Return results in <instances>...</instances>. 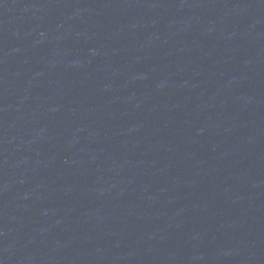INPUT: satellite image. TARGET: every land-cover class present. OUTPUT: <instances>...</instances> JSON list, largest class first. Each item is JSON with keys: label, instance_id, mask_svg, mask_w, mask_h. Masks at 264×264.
<instances>
[{"label": "water", "instance_id": "95a60500", "mask_svg": "<svg viewBox=\"0 0 264 264\" xmlns=\"http://www.w3.org/2000/svg\"><path fill=\"white\" fill-rule=\"evenodd\" d=\"M0 264H264V0H0Z\"/></svg>", "mask_w": 264, "mask_h": 264}]
</instances>
